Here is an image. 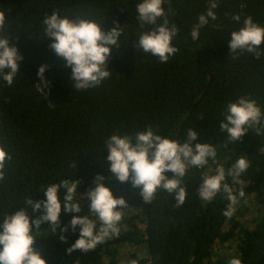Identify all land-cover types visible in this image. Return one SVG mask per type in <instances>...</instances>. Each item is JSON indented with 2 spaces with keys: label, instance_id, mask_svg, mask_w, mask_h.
<instances>
[{
  "label": "trees",
  "instance_id": "trees-1",
  "mask_svg": "<svg viewBox=\"0 0 264 264\" xmlns=\"http://www.w3.org/2000/svg\"><path fill=\"white\" fill-rule=\"evenodd\" d=\"M141 0H0L5 13V28L22 60L11 86L0 79V146L11 156L5 176L0 180V223L25 207L26 198L43 199V191L63 180H77L74 201L80 213H65L63 203L60 225L54 231L42 223L35 247L46 264H118L119 248L126 244L144 246L147 255L136 264H229L239 258L242 264H264V217L250 229L237 219L238 203L231 216H225L229 201L221 191L211 202L198 194L205 175H214L218 166L227 170L238 158L245 157L249 168L234 183L226 178L233 194L250 195L264 185V43L255 53H232L231 33L251 16L264 27V0H217L213 11L217 19L200 28L196 40L191 31L198 17L206 14L210 0H165L162 7L170 23L180 31L172 44L178 51L167 62L136 48L141 31L136 5ZM241 4L245 6L241 8ZM53 11L69 18L94 19L105 31L114 21L121 28L120 46L107 60L109 77L99 86L75 90L71 69L49 48L43 23ZM239 14V22L232 16ZM162 23V20H158ZM40 65H47L45 85L37 76ZM39 85L41 91L38 92ZM255 99L261 108L259 125L247 128L238 141H231L220 128L226 106L237 98ZM52 103L55 106H48ZM203 117L202 119H200ZM151 127L161 137L183 143L192 128L198 135L192 142L213 144L216 157L200 168L187 170L184 204L175 207L174 194L158 190L145 204L139 189L120 183L111 176L105 141L113 134L135 136ZM261 128L260 134L256 129ZM97 174L114 197H123L137 212L123 213L118 236L98 244L94 250L67 253L79 237V228L63 232L73 215L89 216L87 196ZM171 177L172 173H166ZM65 189H60L62 200ZM81 194V196H80ZM35 218L39 212H32ZM118 210V209H117ZM238 239L237 256L214 257V249Z\"/></svg>",
  "mask_w": 264,
  "mask_h": 264
},
{
  "label": "clouds",
  "instance_id": "clouds-1",
  "mask_svg": "<svg viewBox=\"0 0 264 264\" xmlns=\"http://www.w3.org/2000/svg\"><path fill=\"white\" fill-rule=\"evenodd\" d=\"M165 0H141L136 5L137 21L141 29L145 25L152 26L148 30L140 32L136 48L142 49L159 58L164 63L174 55L178 48L172 44L180 29L174 23H170L162 5ZM245 5L241 4V8ZM218 7L217 0H210L206 14L198 17V23L191 31V37L196 40L199 30L209 22V18L216 20L213 11ZM239 22V14L232 16ZM162 20V23H158ZM45 37L51 40L49 48L62 58L64 66L71 69L70 79L75 90H83L96 87L109 77L111 71L107 68V60L112 51L120 46L118 37L121 35V26L114 21V27L108 31L94 19L81 17L69 18L61 16L53 11L45 17ZM5 28V13L0 10V32ZM264 43V27L253 22L251 16L243 20V26L231 33L228 41L232 53L248 52L257 53ZM22 56L8 36H0V79L11 86L14 77L19 72L18 62ZM48 66L40 65L37 76L45 85L44 72ZM38 92L41 91L39 85ZM48 106H55L49 103ZM201 117L200 119H202ZM262 112L255 99L241 96L235 102H229L226 106L224 121L220 128L227 132L231 141L240 140L247 128L261 123ZM260 134L261 128L256 129ZM197 133L190 128L187 139L181 143L174 139L161 137L155 134L151 127L139 131L135 136L113 134L105 141L108 151L107 160L110 162L111 176L120 183H130L132 188L139 189V195L145 204L150 203L158 190H164L169 195L174 194L175 207L184 204L186 190L183 178L189 168H200L208 163L209 158L216 157V148L213 144L192 142L197 139ZM11 156L0 146V180L4 179L6 161ZM249 163L245 157L238 158L227 170L224 166H218L214 175H205L198 188L199 197L205 202H211L218 193L223 191L229 201L225 216H231L234 205L238 203L237 196L226 178L231 177L234 183H240V176L247 171ZM171 172V177L166 173ZM104 177L97 174L93 180L94 187L84 195L89 202V210L99 220L97 222L89 216L73 215L68 225L60 228V233L71 228L76 231L79 228V237L66 249L67 253L75 250L87 252L94 250L98 244L105 240L118 236L120 222L123 213L120 209L128 207L126 200L114 197L111 190L102 181ZM77 180H63L58 184H51L43 191V199L32 200L26 198L25 207L12 215H6L0 223V264H46L42 251L35 247L36 233L42 223L50 224L55 231L60 225L59 216L61 205L65 213H80V204L74 201L77 194ZM60 189H65L63 199L59 197ZM239 197L245 195L239 191ZM81 196V194H80ZM28 208L32 212H39L35 218H30ZM118 209V210H117ZM62 242H67L63 234ZM131 264H136L132 261ZM229 264H242L239 258H233Z\"/></svg>",
  "mask_w": 264,
  "mask_h": 264
},
{
  "label": "rangeland",
  "instance_id": "rangeland-1",
  "mask_svg": "<svg viewBox=\"0 0 264 264\" xmlns=\"http://www.w3.org/2000/svg\"><path fill=\"white\" fill-rule=\"evenodd\" d=\"M238 214L237 219L244 226L252 229L256 222L264 217V185L260 190L243 196L238 201ZM129 213L137 212L138 210L133 207H127ZM239 240L234 238L233 240L227 241L221 245H218L216 249H214V257L217 258H229L237 256V245ZM133 253L137 258H142L147 255L146 248L144 246H133L130 244H126L119 248V262L118 264H131L132 261L137 260V258L133 257Z\"/></svg>",
  "mask_w": 264,
  "mask_h": 264
}]
</instances>
